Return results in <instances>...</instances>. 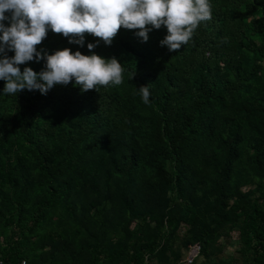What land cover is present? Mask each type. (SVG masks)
<instances>
[{
	"label": "trees",
	"instance_id": "obj_1",
	"mask_svg": "<svg viewBox=\"0 0 264 264\" xmlns=\"http://www.w3.org/2000/svg\"><path fill=\"white\" fill-rule=\"evenodd\" d=\"M210 3L211 19L176 52L160 45L165 27L149 32L147 42L122 29L111 46L100 41L93 52L87 48L97 43L91 35L81 47L49 31L37 49L114 57L125 70L119 86L84 93L73 81L46 95L25 89L11 96L0 80V216L6 208L8 220L18 224L10 237L0 232L4 264H36L24 253L23 234L57 207L74 217L85 205L114 199L132 214L137 204L141 215L161 217L163 211L166 242L179 222L173 203L187 205L184 221L198 233L200 226L207 232L235 221L227 201L238 200L240 180L250 166L264 175V0ZM44 66L33 61L20 67L39 73ZM142 86L149 87L147 104ZM250 145L253 156L246 155ZM263 228L264 206L253 202L242 233L254 231L255 252L263 246ZM197 237L193 244L202 249ZM94 239L87 261L102 264L101 241ZM251 264H264L263 255Z\"/></svg>",
	"mask_w": 264,
	"mask_h": 264
},
{
	"label": "clouds",
	"instance_id": "obj_2",
	"mask_svg": "<svg viewBox=\"0 0 264 264\" xmlns=\"http://www.w3.org/2000/svg\"><path fill=\"white\" fill-rule=\"evenodd\" d=\"M212 16L210 0H0V80L5 81L3 93L14 96L27 89L46 95L57 85L74 87L81 92L96 91L99 87L119 86L124 82V68L116 59L99 55H84L70 48L53 54L38 47L49 31L62 35L69 44L84 46L89 52L102 41L111 46L123 30L134 31L147 42L153 29H167L160 41L170 52H176L191 40L202 22ZM8 21L10 26H5ZM13 52L14 56H7ZM45 61L39 73L21 65ZM145 104L149 103L148 86L139 88Z\"/></svg>",
	"mask_w": 264,
	"mask_h": 264
},
{
	"label": "rangeland",
	"instance_id": "obj_3",
	"mask_svg": "<svg viewBox=\"0 0 264 264\" xmlns=\"http://www.w3.org/2000/svg\"><path fill=\"white\" fill-rule=\"evenodd\" d=\"M255 153L252 145L247 146L246 155ZM240 183L238 200L231 198L227 201V209H233L237 215L235 221L216 230L215 225L208 227L207 232L200 226L198 233L184 221L187 205L173 203L170 207L179 222L168 242L167 217L163 211L161 217L141 215L143 210L137 204L132 206V214L127 205L114 199L100 207L95 203L85 205L84 212L78 210L74 217L57 207L46 212L42 223L34 228L30 216L25 213L26 227L32 229L23 234L24 253L30 262L36 264H88V254L93 251L97 243L94 238L97 237L101 241L97 253L102 264H186L188 249L198 236L203 247L191 264H251L255 255L264 258V243L255 252L257 238L254 231L246 232V235L242 231L245 230L250 204L256 202L258 207L264 206V175H257L250 166L248 175ZM82 197L80 195V199ZM36 200L33 196L31 203ZM1 212L0 232L10 237L12 231H18V224L14 219L8 220L10 213L6 208ZM258 233L264 241V228ZM118 253L120 257L110 261L109 256Z\"/></svg>",
	"mask_w": 264,
	"mask_h": 264
},
{
	"label": "built area",
	"instance_id": "obj_4",
	"mask_svg": "<svg viewBox=\"0 0 264 264\" xmlns=\"http://www.w3.org/2000/svg\"><path fill=\"white\" fill-rule=\"evenodd\" d=\"M199 252H200V245L199 244L191 245L188 249V254L186 255V258H185V263L191 264L196 259ZM0 264H4L2 262V260H0ZM14 264H27V262L25 260H21L19 262L14 263Z\"/></svg>",
	"mask_w": 264,
	"mask_h": 264
}]
</instances>
